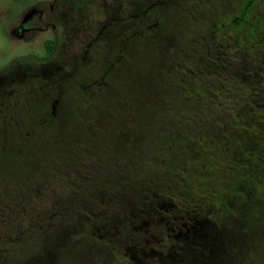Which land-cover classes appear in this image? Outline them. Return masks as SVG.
Masks as SVG:
<instances>
[{"label": "rangeland", "instance_id": "374dc122", "mask_svg": "<svg viewBox=\"0 0 264 264\" xmlns=\"http://www.w3.org/2000/svg\"><path fill=\"white\" fill-rule=\"evenodd\" d=\"M171 1L145 11L149 0H80L78 28L48 29L29 41L13 39L0 16V75L50 55L75 78L61 81L57 116L42 124L36 117L53 97L43 81L19 76L1 87L0 264H92L97 252L106 255L99 264H134L126 232L145 226L134 213L167 220L171 204L161 200L180 209L185 198L204 202L203 213L230 235L221 264H264V159L254 162L251 188L233 176L230 161L244 147H264V136L250 129L247 144L235 142L229 127L235 112L250 122L256 112L241 103L250 96L231 75L200 76L214 33L236 74L250 78L244 44L248 37L264 44V0L248 14L252 24L256 15L254 36L228 26L240 15L237 0ZM49 38H57L51 54ZM197 115L211 121L195 122Z\"/></svg>", "mask_w": 264, "mask_h": 264}, {"label": "trees", "instance_id": "16d2710c", "mask_svg": "<svg viewBox=\"0 0 264 264\" xmlns=\"http://www.w3.org/2000/svg\"><path fill=\"white\" fill-rule=\"evenodd\" d=\"M237 4L239 5L240 15H238L236 18H233L230 20V24L228 26L230 28L239 29L242 26L247 27L248 30H250V35H253V32L256 31V23H255V13H254V19L252 24L250 21V17H248L249 13H253L254 8H257V5H254L256 2L262 3L263 0H245L241 1L237 0ZM256 1V2H255ZM255 2V3H254ZM233 7V4H232ZM235 7V6H234ZM255 11V10H254ZM252 25H251V24ZM224 28V29H223ZM225 30L224 24L217 25V29H215L216 33L222 32ZM252 32V33H251ZM217 35L214 33L211 35L210 38H207L206 44H211V48L206 50V58H204V62H202V70L203 73L200 76L203 77H221L223 76L225 79L230 78L229 75L232 76L234 81L236 82L235 85L240 88L241 90L245 91V95L250 96V101L246 103V100L243 103L244 107L246 105L250 106L252 109L256 112V115L252 119V122L247 121L244 119L245 117V111L239 110V112H235V116L233 117L232 121H229V127H232L234 135H236L235 142L247 144L248 143V135H244V132L248 129H250L248 132L250 134H257L261 135L260 138L264 136V131L260 132L261 129L264 127V109L261 110L260 108H257L256 106L260 107L264 105V44L262 39H250V46L244 44V48H248L249 51L252 53V59L250 60L251 68L249 70L243 71L244 73L250 74L249 79H244L242 76H238L235 72L236 67L229 59V56H227L225 53L226 47L220 48L222 44L215 45L218 40L216 39ZM254 41V42H253ZM236 43V42H235ZM238 43V41H237ZM236 43V45H237ZM214 44V45H213ZM51 50V46H46V51L49 53ZM209 51V52H208ZM221 52V53H220ZM250 54V53H249ZM236 57L239 62H243V56L240 54ZM240 58V59H239ZM254 59V60H253ZM235 60V61H237ZM238 62V61H237ZM210 72L213 75H210ZM239 78V81L237 79ZM8 79V78H7ZM20 79H16V83H19ZM17 85V84H16ZM197 93L201 92V89L195 90ZM201 95V94H200ZM253 99V100H252ZM264 108V107H263ZM261 110V111H260ZM248 113H250L248 111ZM245 114V115H244ZM226 117L227 115L224 114ZM244 115V116H243ZM195 122L199 120H205L206 122H210L211 119H205L202 118V116L197 115V118H193ZM245 120L243 124V129H240L236 122L240 120ZM222 121L224 125V120L221 118H218L216 122ZM261 122V123H260ZM263 124V125H262ZM235 129H240V132L238 134H235ZM227 132V131H225ZM228 133V132H227ZM233 135V136H234ZM226 138H230L228 134L225 135ZM241 152L236 153V155L233 157L231 156L230 161H234L233 164L235 165L234 172L232 173L234 177L242 178L246 182H249V187L251 188V185L253 186V175L255 174V177H258V169L253 168L254 162H258L259 160L264 159V147H260L259 149H255L253 146L244 147L240 150ZM204 156H198L196 157V160H204ZM253 170L256 172L253 173ZM251 171V172H250ZM254 177V178H255ZM251 181V183H250ZM156 198L153 197L151 199V202H156ZM160 200V199H159ZM167 202L171 208L165 207V203ZM161 205H164L165 211L167 214H169V221H171L173 227L177 226L175 228V233L177 235L178 231L182 232L180 236L177 235V237L173 238L168 242V237L164 239L165 241L159 242V244H163V248L156 249L155 253H150L149 248H157V245H152V242L146 245L144 239L140 240L139 237L135 236L138 235L139 232L134 230H130L126 232L127 242L130 243L128 250L130 249L131 254L136 255V259H138V262H133L134 264H221L222 260L224 259V252L226 250V247H228V240L230 235L226 232V230H223V228L220 225L219 221H216L212 217V213H209V216L203 213V205H205L204 202H201L200 200H190V199H184V205L182 208L179 209L176 204L170 203V201H164L161 200ZM168 206V207H170ZM201 207V209H200ZM155 211H152V213L148 212V210L143 209L140 210L137 213H134V215H137L139 219L141 217H144L143 223L145 224L144 230L149 229L152 230L155 228V220H158V217H154ZM152 215V216H151ZM166 221V219L164 220ZM157 223V222H156ZM175 224V225H174ZM162 223H160V226ZM13 227L14 231L18 232V228L16 226V223H12L11 228ZM160 228L163 227L161 226ZM141 237V235H140ZM129 240V241H128ZM172 242V247H169V244ZM165 245V247H164ZM169 248V249H168ZM142 250V251H141ZM60 252V251H59ZM58 252V253H59ZM97 257L94 259L95 264H99V258L106 257L104 255V252L102 254L100 252H97ZM50 258V257H48ZM55 260V259H54ZM45 258H43L40 261H37L34 264H47ZM92 263V264H94Z\"/></svg>", "mask_w": 264, "mask_h": 264}, {"label": "flooded vegetation", "instance_id": "af4514ba", "mask_svg": "<svg viewBox=\"0 0 264 264\" xmlns=\"http://www.w3.org/2000/svg\"><path fill=\"white\" fill-rule=\"evenodd\" d=\"M79 1L80 0H0V16L6 18L7 24L4 26L13 39L29 41L35 36L37 32L46 31L48 29L56 32L59 29L74 30L78 28V26L80 25L78 15L81 12ZM149 1H151V4L145 11H148L151 8L161 9L165 6H168L169 3L173 2L171 0ZM14 17L15 21L13 22L12 20H14ZM109 24L110 23H108V25ZM158 24L159 23H154V25ZM56 40L57 38H49L45 40V48L47 45H50L51 52L53 50V47L56 45ZM207 46L208 49L211 48V44H208ZM50 52L49 54H51ZM49 56L42 57L46 58V60L37 62L38 64L29 63L28 65L22 66L20 68H15L11 72H9V74L0 75V90L1 87L5 84L7 78L10 85H16L17 77L21 76L22 78L26 77V79L30 80H32V78H36L41 82L43 81L46 88H48V91L53 93L49 111L44 113L40 117H36V120L38 118V120H40L39 124L47 122V116H57V109H59V106L61 105V95H63V92L65 91V87L61 86V81L72 79L75 82V78L73 77V73L72 71H70V68L67 65L66 68L63 64L57 61H47V58H49ZM62 62L64 63V61ZM39 88H41V86ZM67 89H69V87H67ZM3 105L6 106L5 104H2V106ZM252 175L253 180H255V174ZM163 219L164 217H158V220H155L157 222H155V228H153L152 230H144L140 225L137 227L133 226V229L139 232V234L135 236L139 237L140 240L144 239L146 245L151 242L152 245H157V248H149L150 253H155L156 249L158 250V248H163V244H159V242L165 241L163 236V234L165 235V230L168 231V233H166L168 242L174 237L176 238L177 235L180 236L182 234V232L178 231L176 235L175 228H177V226L173 227L171 221L168 220L169 218L166 220V222H164L166 226H162V230V228H160V221H162ZM172 246L173 245L171 242L169 244V247Z\"/></svg>", "mask_w": 264, "mask_h": 264}]
</instances>
